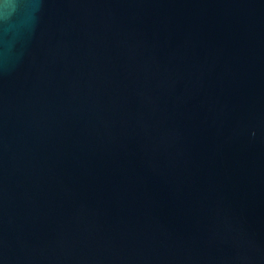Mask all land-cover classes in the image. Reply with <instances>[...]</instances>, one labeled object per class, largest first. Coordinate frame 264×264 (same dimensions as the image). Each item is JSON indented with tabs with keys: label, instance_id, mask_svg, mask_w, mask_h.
I'll return each instance as SVG.
<instances>
[{
	"label": "water",
	"instance_id": "obj_1",
	"mask_svg": "<svg viewBox=\"0 0 264 264\" xmlns=\"http://www.w3.org/2000/svg\"><path fill=\"white\" fill-rule=\"evenodd\" d=\"M0 264H264V0H0Z\"/></svg>",
	"mask_w": 264,
	"mask_h": 264
}]
</instances>
